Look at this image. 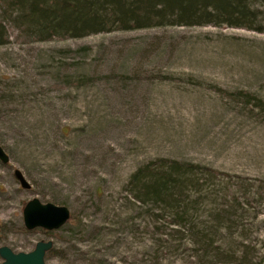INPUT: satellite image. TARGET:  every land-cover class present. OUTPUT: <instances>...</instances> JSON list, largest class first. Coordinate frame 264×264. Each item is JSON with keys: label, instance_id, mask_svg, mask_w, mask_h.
Instances as JSON below:
<instances>
[{"label": "rangeland", "instance_id": "rangeland-1", "mask_svg": "<svg viewBox=\"0 0 264 264\" xmlns=\"http://www.w3.org/2000/svg\"><path fill=\"white\" fill-rule=\"evenodd\" d=\"M254 8L264 28V3ZM7 33L0 245L27 252L51 240L45 264H225L214 255L200 260L186 234L154 221L125 190L137 166L167 157L225 174L221 188L246 201L241 224L264 260V110L231 95L264 101V31L159 26L48 41ZM234 180L260 184L261 196L245 200ZM32 197L66 206L68 220L55 230L25 229L21 208ZM205 204L199 223L210 218Z\"/></svg>", "mask_w": 264, "mask_h": 264}, {"label": "trees", "instance_id": "trees-1", "mask_svg": "<svg viewBox=\"0 0 264 264\" xmlns=\"http://www.w3.org/2000/svg\"><path fill=\"white\" fill-rule=\"evenodd\" d=\"M256 3L264 0H0V45L7 41L8 29L25 41L159 26L208 25L261 32L264 28L256 22ZM231 95L264 110V101L250 93L235 91ZM223 175L197 163L156 157L129 173L125 190L147 208L154 221H166L173 231L186 234L200 260L214 255L225 264H264L254 256L241 224L238 210L247 203L237 202L234 196L227 198L221 188ZM234 181L243 188L245 200L261 196L260 184ZM218 192L221 202L216 203L213 198ZM204 203L210 207V218L199 223L198 211Z\"/></svg>", "mask_w": 264, "mask_h": 264}, {"label": "water", "instance_id": "water-1", "mask_svg": "<svg viewBox=\"0 0 264 264\" xmlns=\"http://www.w3.org/2000/svg\"><path fill=\"white\" fill-rule=\"evenodd\" d=\"M8 157L0 146V162L5 164ZM13 175L20 188L27 189L29 184L18 169L13 170ZM69 210L64 205L51 202H41L32 197L26 200L21 208V220L25 229L39 228L44 231L58 229L69 218ZM52 247L51 240H38L33 248L27 252H14L5 245H0V264H45L44 256Z\"/></svg>", "mask_w": 264, "mask_h": 264}]
</instances>
